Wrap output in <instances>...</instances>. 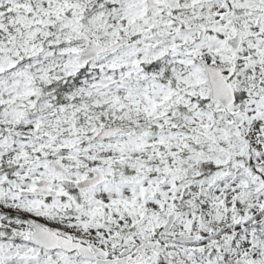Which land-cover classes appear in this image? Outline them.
I'll return each instance as SVG.
<instances>
[{
	"label": "snow or ice",
	"instance_id": "obj_1",
	"mask_svg": "<svg viewBox=\"0 0 264 264\" xmlns=\"http://www.w3.org/2000/svg\"><path fill=\"white\" fill-rule=\"evenodd\" d=\"M0 264H264V0H0Z\"/></svg>",
	"mask_w": 264,
	"mask_h": 264
}]
</instances>
